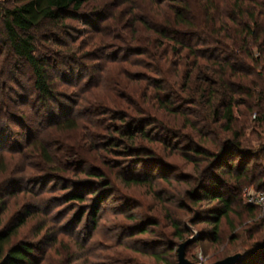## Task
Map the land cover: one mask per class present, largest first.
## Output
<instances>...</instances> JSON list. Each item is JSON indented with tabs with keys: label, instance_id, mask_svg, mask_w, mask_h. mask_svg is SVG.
Masks as SVG:
<instances>
[{
	"label": "rangeland",
	"instance_id": "1",
	"mask_svg": "<svg viewBox=\"0 0 264 264\" xmlns=\"http://www.w3.org/2000/svg\"><path fill=\"white\" fill-rule=\"evenodd\" d=\"M115 4L117 19L96 22L103 31L101 35L85 25V20L73 18L66 19L57 30L55 25L46 26L36 35L37 51L51 65L52 94L54 97L57 94L66 117L74 120L75 127L71 129L55 125V102L50 104V113L33 101L31 72L26 64L16 63L7 51L0 26L3 47L0 99H6L10 113L6 120L0 121L2 129H8L4 135L9 138L0 156V170L9 168L10 173L13 170L15 179L23 183L15 188L14 194H0L6 209L3 223L18 212L27 210L32 214L18 229L14 241L35 246L30 255L33 264H177L178 246L189 239L193 242L186 248V258L195 264H213L237 253L245 255L255 247L263 250L264 211L259 208L248 211L242 196L244 188L255 190L249 183L239 188L231 212L221 220L220 242L211 241L210 226L205 219L213 204L204 199L195 203L191 193L198 181L208 180L211 174L207 171L211 166L207 152L217 150L222 139L231 134L221 129L222 122L204 120L207 109L192 104V99L170 100L171 105L184 113L183 118L177 116L174 122L164 114L178 137L166 148L154 145L160 163L154 170L148 168L152 164L144 163L134 171L147 173L152 180L145 185L126 186L117 178L130 172V158L101 148L100 141L106 133L103 128L117 124L110 117L92 114L91 107L102 105L110 109L109 96L123 97V86L130 90L137 88L136 78L140 75L150 81L155 79L150 70L152 62L130 54L136 46L149 44V32L142 29L134 39L135 34L125 29L129 27V17H133L136 27L140 20L167 18L171 3L169 0H94L84 6L81 14L110 13ZM55 43H63L74 52ZM59 54L77 57L78 66H55V56ZM174 81L179 83L170 75L168 82ZM125 101L132 106L137 103L132 98ZM237 107L239 112L233 115L234 130L242 134L240 142L253 164L252 171H264V122L254 120L242 106ZM184 120L194 123L195 130L191 131ZM192 146L201 154L189 156L188 149ZM18 148L21 151L16 154ZM230 158L235 161L240 156L232 154ZM98 171L110 182L108 189L87 175ZM231 183L234 185L233 180L228 182ZM76 190L84 200L68 202L69 193ZM103 193L109 196L100 202ZM93 204L98 207L95 216ZM149 218L156 225L139 234L140 226H146ZM172 223L179 228L182 239L174 236ZM233 237L236 238L232 240ZM167 247H172V252L165 250ZM153 252L162 255V262L156 263L151 258Z\"/></svg>",
	"mask_w": 264,
	"mask_h": 264
},
{
	"label": "trees",
	"instance_id": "2",
	"mask_svg": "<svg viewBox=\"0 0 264 264\" xmlns=\"http://www.w3.org/2000/svg\"><path fill=\"white\" fill-rule=\"evenodd\" d=\"M6 1L11 5H7ZM6 1L0 3V26L6 40L3 44L16 63L26 64L29 68L35 92L33 101L50 113H52L50 104L53 105L55 102V114L58 116L57 119L55 117V125L63 129L74 128V120L66 117L57 94L55 93V97L52 94V82L49 77L51 65L47 57L38 53L35 45L36 35L46 26L55 25V30L59 26L63 27L64 21L68 18L85 20V25H90L95 34L101 35L103 31L98 28L96 22L117 19L118 13L116 15L114 11L118 5H113L114 9L110 13L100 11L83 15L81 12L84 6L94 0ZM169 2L171 5L168 13L166 12L167 18L150 22L138 19L136 27L133 17H129V27L125 29L135 34L134 39L143 30L149 32L147 38L149 44L136 46L135 49H131L130 54L148 58L153 64L150 70L155 79L150 81L148 77L140 75L136 78V82L139 83L137 88L130 90L123 86L125 90L123 97L109 96L110 109L95 105L91 107V112L102 117H110L109 120L117 124L103 128L106 133L100 143L103 144L101 148L107 149L110 153L114 151L120 153L122 157L130 158L129 162L132 164L130 172L117 177L126 186L145 185L152 180L147 173L134 171L138 166L141 169L144 163L152 164L148 168L154 170L160 164L154 145L166 148L170 146L171 140L178 137L172 132V126L167 119L165 120L164 114L171 116L174 122L175 117L183 118L184 113L171 105V99H192V104L207 109L208 114L204 120L222 122L221 129L230 132L231 136L222 139L217 150L207 152L211 165L207 171H211V174L208 180L198 181L196 190L191 193L195 203L204 199L213 204L208 209L209 215L205 222L210 226L208 233L211 241L218 244L221 220L226 219L231 212L239 188L244 183H249L255 190L264 191V171H252L253 164H250L240 142L242 134L234 130L236 119L233 116L234 112H239L237 106H242L252 114L254 120L264 122V0H169ZM55 44L67 51L72 50L63 43ZM2 50L0 39V52ZM76 51L77 54L80 53L79 49ZM78 64L77 57L61 54L55 56V66L67 67ZM170 75L178 79L179 83L176 81L169 83ZM1 92L0 88V96ZM130 98L137 99L134 106L125 101ZM241 99L246 101L241 103ZM0 101L2 121L6 120L10 113L6 99ZM120 109L124 111H116ZM58 112L60 114L57 115ZM49 117L51 118V115ZM184 122L191 131L195 130L194 123H188L187 120ZM6 130L8 129H2L0 126V156L9 143V138L4 135ZM169 137L172 138L168 140ZM20 151L18 148L15 153L18 154ZM191 153L201 154L196 146L188 149L189 156ZM232 154H238L240 158L234 161L230 158ZM143 158L147 160L144 162ZM87 175L98 180L96 183L102 185L103 189L109 188L110 182L103 178L104 174L101 171L87 172ZM0 176L5 177L0 178L2 179L0 194H14L15 188L23 184L21 179H15L13 170L10 173L9 168H1ZM231 180L234 185L228 184ZM104 196L109 195L101 194L100 202L105 200ZM67 199L68 202H82L84 197L76 190L70 192ZM245 208L250 212L257 209L246 204ZM91 209L93 215H97V205L93 204ZM5 212L3 201L0 199V264H33L30 255L35 246L25 241H14L18 229L32 214L27 210L18 212L3 223L2 215ZM154 225L155 221L149 218L146 226H140L138 233H145L149 226ZM171 226L174 236L182 239L176 224L172 223ZM165 250L170 253L173 249L167 247ZM151 258L160 263L163 257L153 252ZM237 264H264V249L256 247L249 249Z\"/></svg>",
	"mask_w": 264,
	"mask_h": 264
},
{
	"label": "water",
	"instance_id": "3",
	"mask_svg": "<svg viewBox=\"0 0 264 264\" xmlns=\"http://www.w3.org/2000/svg\"><path fill=\"white\" fill-rule=\"evenodd\" d=\"M192 239H189L185 241L184 243L180 244L177 249V264H195L191 263L186 258V248L192 243ZM242 258V255L240 253L227 256L213 264H237Z\"/></svg>",
	"mask_w": 264,
	"mask_h": 264
},
{
	"label": "built area",
	"instance_id": "4",
	"mask_svg": "<svg viewBox=\"0 0 264 264\" xmlns=\"http://www.w3.org/2000/svg\"><path fill=\"white\" fill-rule=\"evenodd\" d=\"M242 196L246 205L254 206L264 211V191L244 188Z\"/></svg>",
	"mask_w": 264,
	"mask_h": 264
}]
</instances>
